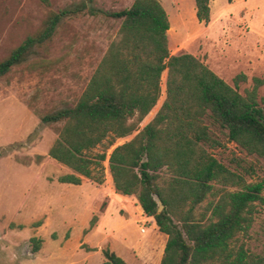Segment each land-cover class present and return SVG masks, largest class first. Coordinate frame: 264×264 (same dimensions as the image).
Segmentation results:
<instances>
[{
    "label": "trees",
    "instance_id": "obj_1",
    "mask_svg": "<svg viewBox=\"0 0 264 264\" xmlns=\"http://www.w3.org/2000/svg\"><path fill=\"white\" fill-rule=\"evenodd\" d=\"M208 4L193 0L197 22H208ZM70 13L49 14L36 34L0 62V78L48 40L60 16ZM107 17L119 21L118 29L75 104L40 117L42 124L62 123L47 157L72 173L57 182L79 185L82 177L100 185L106 160L114 192L134 197L165 235L159 264H264V251L251 254L236 244V236L251 226L255 204H264V181L246 183L250 166L235 160L230 169L210 154L220 146L216 131L246 156L264 159V99L257 96L262 80L251 78L239 94L243 75L230 87L195 57L169 55L168 23L157 0H133ZM163 71L164 98L138 129L159 97ZM207 196L211 199L195 217ZM29 244L35 253L40 240L30 238ZM101 256L100 264H125L107 249Z\"/></svg>",
    "mask_w": 264,
    "mask_h": 264
},
{
    "label": "rangeland",
    "instance_id": "obj_2",
    "mask_svg": "<svg viewBox=\"0 0 264 264\" xmlns=\"http://www.w3.org/2000/svg\"><path fill=\"white\" fill-rule=\"evenodd\" d=\"M132 1L0 0V62L26 37L36 34L49 14L71 12L60 16L48 40L33 46L0 78V264H26L32 259L30 238L40 240L38 250L43 245L40 261L34 264H79L80 253L89 251L80 243L82 229L103 213L105 199L95 195L88 183L76 187L57 182L58 177L72 173L47 157L62 123L42 124L40 117L75 104L118 29L119 21L107 14L128 8ZM157 1L170 22L166 33L169 55L195 57L230 87L235 76L243 75L245 81L237 83L239 94L249 87L251 78H258L262 85L257 96L264 99V0H232L229 4L211 0L206 24L195 19L193 0ZM164 77L165 71L160 75L159 97L138 129L159 108ZM215 136L220 146L210 154L218 162L234 169V161L242 160V165L251 168L244 177L246 183L264 181V159L246 156L221 133L215 131ZM103 167L100 185L105 191L112 187L106 183V160ZM261 196L264 199V185ZM210 199L207 196L196 207L195 217L203 213ZM87 205L98 208L89 222ZM140 217L113 216L109 219L117 220V227L108 231L102 225L92 230L86 243L103 250L102 245L109 241L121 254L119 258L131 264L129 254L135 260L140 258L133 246L147 244L155 236L156 245L148 258L155 260L149 264H159L166 239L160 242L159 233L148 227L151 220ZM139 227L144 233H139ZM236 244L251 254L264 251V204H255L251 226L236 236ZM91 255L89 260L100 258L99 253Z\"/></svg>",
    "mask_w": 264,
    "mask_h": 264
},
{
    "label": "crops",
    "instance_id": "obj_3",
    "mask_svg": "<svg viewBox=\"0 0 264 264\" xmlns=\"http://www.w3.org/2000/svg\"><path fill=\"white\" fill-rule=\"evenodd\" d=\"M209 1H211V0H209ZM192 6L194 7V5L192 4V1H191V8H192ZM161 7H163V6H161ZM208 7H209V4H208ZM165 15H166V13H165ZM166 19H167V15H166ZM167 23H169V25H170L169 20H167ZM167 32H168V29H167L166 33ZM133 135H134V133H133ZM118 140H120V139H118ZM122 143H124V142H122ZM122 143H120V144H122ZM120 144H117V145H120ZM115 145L116 144H114V146ZM108 176H109V174H108ZM81 179H82V177H80V184L79 185H72V186L82 187L83 184L88 183V184L92 185L93 188L95 189L93 191L95 193V195L98 194L100 198L105 199L106 203H105V205L103 207V213H101V214L99 213L96 216L94 223L91 226L87 225V226L83 227V229H82V237L80 239V243H81V245H85L86 248L89 251L80 253L79 264H100V263H102L104 261L103 257L101 256V252H100L101 248L97 249V248H94V247H90L86 243L85 237L92 230H95L96 228H99L102 225L108 231H110V230L112 231V229L116 228L117 224H118L117 220H115V222H112V219H109V218H112L113 216L118 218V219H121V218H124L125 216H129L130 215L132 218H136L137 217V218L140 219L141 218L140 216L141 215L144 216V215L142 214V211H141L140 207L137 205L136 200L134 199V197L120 195V194H117V193L114 192L110 176L106 178V183H107V185L109 187L110 186H112V187H110L109 189H107L105 191L103 190L104 189L103 185L94 184L93 182H91L89 180H88V182H83L84 180H87V179H85V178L82 179V180ZM65 185H70V184H65ZM95 204H96V202H95ZM87 211L89 212V216H90V217H88V222H89V220L91 219L92 215L95 214V212H98V208L93 206L90 209V206L87 205ZM118 212L121 213V216L118 215ZM106 218H107V220L105 221ZM144 218H145V216H144ZM145 219L151 220L150 218H145ZM148 227H150L152 232H153V230L158 232L156 226L153 224L152 221H151V224ZM140 228H143V227H139V229ZM83 231H86V232L83 234ZM142 233H144V228H143V232ZM153 236H154V234H153ZM165 239H166L165 235L159 233V239L158 240L160 242H162ZM155 245H156V237L155 236L147 244H139L138 243L137 245H134L133 246L134 250L136 251V253H138L140 255V258H139V260H135L129 254V256H127L128 261H130L131 264H136V263L137 264H149L151 262H155V260H153L152 258H148L149 251L151 250V248H154ZM42 246H41V248L39 250L36 251L37 253L36 252L33 253L34 254L33 258L32 259H28V261H26V264H28V263L29 264H34V262L40 261L39 258L42 256ZM102 246H104L109 252H112L118 258L121 257V254L117 251L118 249L116 248V246L115 245H110L109 241L105 242ZM93 249H95V250H93ZM98 253L100 255L99 256L100 258H94V260L96 259L95 261L89 260L92 257L91 254H94L95 257H97ZM99 261H101V262H99ZM123 262L125 263V261H123Z\"/></svg>",
    "mask_w": 264,
    "mask_h": 264
},
{
    "label": "water",
    "instance_id": "obj_4",
    "mask_svg": "<svg viewBox=\"0 0 264 264\" xmlns=\"http://www.w3.org/2000/svg\"><path fill=\"white\" fill-rule=\"evenodd\" d=\"M154 201H155L156 206H157V212H160V210H161V208H162L161 204L159 203V201L157 200L156 197H154Z\"/></svg>",
    "mask_w": 264,
    "mask_h": 264
},
{
    "label": "built area",
    "instance_id": "obj_5",
    "mask_svg": "<svg viewBox=\"0 0 264 264\" xmlns=\"http://www.w3.org/2000/svg\"><path fill=\"white\" fill-rule=\"evenodd\" d=\"M139 232L142 233V232H143V228H140V229H139Z\"/></svg>",
    "mask_w": 264,
    "mask_h": 264
}]
</instances>
